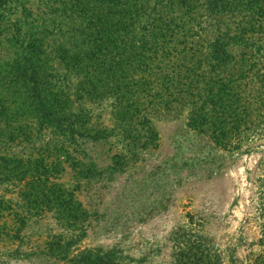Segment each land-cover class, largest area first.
Segmentation results:
<instances>
[{"label":"trees","instance_id":"obj_1","mask_svg":"<svg viewBox=\"0 0 264 264\" xmlns=\"http://www.w3.org/2000/svg\"><path fill=\"white\" fill-rule=\"evenodd\" d=\"M40 4L27 28L13 20L0 43V186L18 188L19 199L14 204L0 195V238H17L27 218L46 212L83 230L81 206L57 176L76 147L108 137L105 128L94 127L89 105L111 99L115 121L126 126L151 106L146 98L163 107L181 100L189 126L220 148L264 141V0ZM18 6L0 0V26ZM88 177L87 171L82 178ZM260 177L259 237L250 244L259 253L231 254L228 264H264ZM5 213L19 227L10 230ZM183 233H174L169 264H226L211 242ZM46 246L52 253L55 245ZM117 255L115 249L87 250L82 262L123 264Z\"/></svg>","mask_w":264,"mask_h":264},{"label":"rangeland","instance_id":"obj_2","mask_svg":"<svg viewBox=\"0 0 264 264\" xmlns=\"http://www.w3.org/2000/svg\"><path fill=\"white\" fill-rule=\"evenodd\" d=\"M15 1L23 8L2 21L0 43L13 20L25 29L42 8L40 0ZM146 101L151 106L126 126L115 121L111 99L88 106L94 127L105 128L108 137L76 147L57 176L81 206L83 230L68 228L53 212L27 218L17 238H0V264H84L83 255L95 249L117 250L123 264H169L177 229L211 242L226 264L231 254L259 253L250 244L259 237L255 207L264 141L220 148L189 126L184 101L167 107ZM17 190L0 186V195L19 204ZM4 215L10 230L19 227ZM46 243L55 245L52 253Z\"/></svg>","mask_w":264,"mask_h":264}]
</instances>
